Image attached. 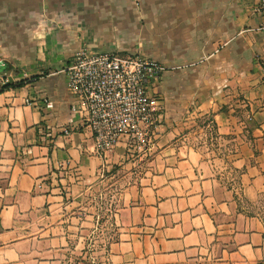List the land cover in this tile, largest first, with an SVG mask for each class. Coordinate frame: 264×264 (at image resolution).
Wrapping results in <instances>:
<instances>
[{
    "label": "crops",
    "instance_id": "obj_1",
    "mask_svg": "<svg viewBox=\"0 0 264 264\" xmlns=\"http://www.w3.org/2000/svg\"><path fill=\"white\" fill-rule=\"evenodd\" d=\"M258 0H0V264H87L102 152L72 109L81 48L142 53L163 125L111 209V264H264V14ZM209 116L215 135L203 134ZM205 127V125H204ZM231 157L223 181L207 157ZM124 157V156H123ZM89 208V209H88ZM92 227V228H91Z\"/></svg>",
    "mask_w": 264,
    "mask_h": 264
},
{
    "label": "built area",
    "instance_id": "obj_2",
    "mask_svg": "<svg viewBox=\"0 0 264 264\" xmlns=\"http://www.w3.org/2000/svg\"><path fill=\"white\" fill-rule=\"evenodd\" d=\"M257 10L264 14V0ZM8 60L0 53V88L4 87ZM168 68L140 52L119 54L79 49L66 70L73 94L72 109L91 127L98 148L113 149L122 129L148 123L150 110L159 105L150 100L149 83Z\"/></svg>",
    "mask_w": 264,
    "mask_h": 264
},
{
    "label": "rangeland",
    "instance_id": "obj_3",
    "mask_svg": "<svg viewBox=\"0 0 264 264\" xmlns=\"http://www.w3.org/2000/svg\"><path fill=\"white\" fill-rule=\"evenodd\" d=\"M154 79L149 83V91ZM150 100L158 97L149 92ZM155 110H150L148 123L138 124L132 130L122 129L118 140L112 141L113 151L120 148V159L126 160L125 163H113L114 166L110 171L104 172L103 177L98 179L96 184L87 191L86 203L87 207L95 209L97 212L96 221L91 229L94 231L87 236L86 254L87 264H111L108 256V248L111 241L117 239L116 226L111 217V209L115 208L116 203L119 204L120 193L122 189L131 181L139 178L149 167L157 148L158 136L161 133L159 128L164 123L162 117V109L159 105H155ZM199 121L202 128L200 130L203 134L215 135V130L209 116L204 115ZM205 125V127H204ZM119 153L116 149L115 153ZM124 156V157H123ZM207 161L214 165L217 175L223 181L237 179L239 173L232 167L231 157H207ZM88 208V209H89Z\"/></svg>",
    "mask_w": 264,
    "mask_h": 264
},
{
    "label": "trees",
    "instance_id": "obj_4",
    "mask_svg": "<svg viewBox=\"0 0 264 264\" xmlns=\"http://www.w3.org/2000/svg\"><path fill=\"white\" fill-rule=\"evenodd\" d=\"M23 82L24 81L17 82L16 84H14V83L8 84V85L4 86V89L7 88V87H19V86H22L23 85Z\"/></svg>",
    "mask_w": 264,
    "mask_h": 264
}]
</instances>
